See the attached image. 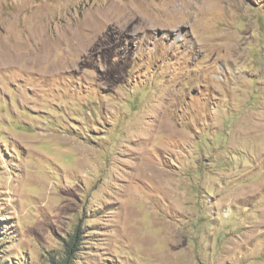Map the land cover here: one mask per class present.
Returning a JSON list of instances; mask_svg holds the SVG:
<instances>
[{
    "label": "rangeland",
    "instance_id": "374dc122",
    "mask_svg": "<svg viewBox=\"0 0 264 264\" xmlns=\"http://www.w3.org/2000/svg\"><path fill=\"white\" fill-rule=\"evenodd\" d=\"M264 264V0H0V264Z\"/></svg>",
    "mask_w": 264,
    "mask_h": 264
},
{
    "label": "trees",
    "instance_id": "16d2710c",
    "mask_svg": "<svg viewBox=\"0 0 264 264\" xmlns=\"http://www.w3.org/2000/svg\"><path fill=\"white\" fill-rule=\"evenodd\" d=\"M72 244H73V242H70L69 244H67V248L65 249V257L62 259V260H60V261H53V263L52 264H64V263H62L63 261L64 262H67L68 261V259H69V257H70V255H71V252H72Z\"/></svg>",
    "mask_w": 264,
    "mask_h": 264
}]
</instances>
